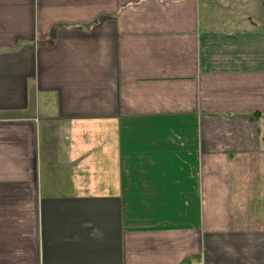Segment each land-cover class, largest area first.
Returning a JSON list of instances; mask_svg holds the SVG:
<instances>
[{"label": "crops", "instance_id": "crops-1", "mask_svg": "<svg viewBox=\"0 0 264 264\" xmlns=\"http://www.w3.org/2000/svg\"><path fill=\"white\" fill-rule=\"evenodd\" d=\"M218 7L0 0V264H264V23Z\"/></svg>", "mask_w": 264, "mask_h": 264}, {"label": "rangeland", "instance_id": "rangeland-1", "mask_svg": "<svg viewBox=\"0 0 264 264\" xmlns=\"http://www.w3.org/2000/svg\"><path fill=\"white\" fill-rule=\"evenodd\" d=\"M219 7L217 12L219 15L227 16L228 20L233 19V26L237 25L240 21L242 25L258 28L261 27L264 23L260 19L263 15V8L261 1L262 0H230L231 4H226L223 0H217ZM223 5V6H222Z\"/></svg>", "mask_w": 264, "mask_h": 264}, {"label": "trees", "instance_id": "trees-1", "mask_svg": "<svg viewBox=\"0 0 264 264\" xmlns=\"http://www.w3.org/2000/svg\"><path fill=\"white\" fill-rule=\"evenodd\" d=\"M258 116L263 117V119H264V113H263V114H260V115H258Z\"/></svg>", "mask_w": 264, "mask_h": 264}]
</instances>
